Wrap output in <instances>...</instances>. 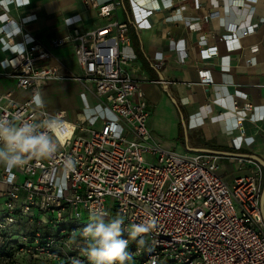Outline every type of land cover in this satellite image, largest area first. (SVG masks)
Instances as JSON below:
<instances>
[{
	"label": "built area",
	"instance_id": "obj_1",
	"mask_svg": "<svg viewBox=\"0 0 264 264\" xmlns=\"http://www.w3.org/2000/svg\"><path fill=\"white\" fill-rule=\"evenodd\" d=\"M82 1L107 19L90 31L74 29L71 37L80 68L73 78L92 84L99 97L96 104L86 105L83 120H70L63 110L51 112L43 104L42 88L60 78L49 64L50 47L22 23L0 26V50L7 53L0 58V77L13 82L0 91V117L36 123L51 115L62 121L55 130L60 144L53 157L29 158L23 167L11 170L0 165V195L7 197L0 206V264H73L74 259L90 264L82 250L83 229L90 222L82 221V211L88 216L105 213L106 220L123 219L122 238L128 240L131 254L125 264H264L262 167L237 158L251 163L252 170L229 183L219 172L222 155L161 147L147 126L149 104L129 69L132 56L124 52L131 40L129 22L114 18L121 1ZM4 3L2 8L22 2ZM128 4L130 22L137 28H148V17L159 8L156 0ZM194 5L199 6L198 0ZM8 20L0 13L2 23ZM256 25L229 24L221 37L226 49L239 48V38L254 32ZM67 39H53L50 46H61ZM217 53V46H205L199 56ZM199 77L200 84L212 80L206 69L199 70ZM18 91H27V97L18 100ZM186 94L195 102L199 99L193 86ZM230 107L239 118L253 109L249 102L240 106L233 101ZM68 158L75 167L66 168ZM20 217L35 222L36 232L32 236L20 228V239L13 240L16 233L10 229ZM138 224L148 225L150 231L133 238L129 233Z\"/></svg>",
	"mask_w": 264,
	"mask_h": 264
},
{
	"label": "crops",
	"instance_id": "obj_2",
	"mask_svg": "<svg viewBox=\"0 0 264 264\" xmlns=\"http://www.w3.org/2000/svg\"><path fill=\"white\" fill-rule=\"evenodd\" d=\"M17 1L22 3H10L2 8L6 3L0 0V13L5 12L9 19L0 21V26L10 28L14 22L22 23L25 31L50 47L49 64L60 76L42 88L44 106L51 112L63 110L70 120L85 119L86 105L92 106L99 101L92 84H88V93L79 91V109L73 114L66 104L50 103L48 87L64 81L81 83L73 79L77 75L74 68L80 70L74 54L75 43L71 39L74 29L90 31L105 24L107 19L99 17L96 9L87 7L82 0ZM120 1L114 18L130 25L131 40L124 52L132 56L129 69L140 81L149 104L147 126L154 140L169 150L177 151L176 147L180 146L179 153L208 149L254 154L264 160V0H198V7L194 0H156L159 8L148 17V28L134 26L130 22L128 0ZM146 2L139 0L140 4ZM211 12L217 15L210 16ZM67 19L76 21L69 24ZM229 24L236 28L257 25L254 32L239 38V48L228 51L221 37L228 32ZM64 37L68 39L63 45L50 46L53 39ZM214 45L217 55L205 59L199 56L203 47ZM66 46L72 54L70 64H63L56 56V52ZM6 54L0 50V58ZM200 69L210 70L212 80L200 84ZM12 86L11 79L0 77V91ZM189 86L194 87L199 98L197 102L186 94ZM27 95V91H18L16 98L23 100ZM233 101L240 106L249 102L253 109L239 118L230 107ZM194 128L199 129L201 142L193 141ZM217 154L223 156L219 172L229 183L235 178H232L233 173L238 177L252 170L251 163H239L237 158L255 161L245 155ZM259 165L264 184V167Z\"/></svg>",
	"mask_w": 264,
	"mask_h": 264
},
{
	"label": "clouds",
	"instance_id": "obj_3",
	"mask_svg": "<svg viewBox=\"0 0 264 264\" xmlns=\"http://www.w3.org/2000/svg\"><path fill=\"white\" fill-rule=\"evenodd\" d=\"M42 106V102H41ZM62 121L56 116H48L40 122L14 118L0 117V165L6 169L23 167L29 158L49 159L57 152L60 144L56 129ZM67 167H75L71 158L65 162ZM105 213H95L84 229L85 237L82 250L88 257L90 264H125L131 258L127 251L128 240L122 238L123 219H105ZM150 228L146 224L133 225L129 235L133 238L142 233H148ZM73 243H76L73 238ZM141 245L146 241L141 238ZM73 264H81L74 259Z\"/></svg>",
	"mask_w": 264,
	"mask_h": 264
},
{
	"label": "rangeland",
	"instance_id": "obj_4",
	"mask_svg": "<svg viewBox=\"0 0 264 264\" xmlns=\"http://www.w3.org/2000/svg\"><path fill=\"white\" fill-rule=\"evenodd\" d=\"M56 56L57 58L63 62V64H70L72 62V54L70 52L69 47H64L60 50H58L56 52ZM74 71L76 74H79V69L78 67L74 68ZM74 79V78H73ZM82 83V82H81ZM78 83L76 81H64V82H56L53 84H50V86L52 87H48V95L50 97V103H55V104H66L69 109V113L73 114V112H77V109H79V101H80V97H79V91L80 90H84L86 93L89 92V82H86V84H81ZM81 96H83V93L80 94ZM51 105V104H50ZM73 107V108H72ZM98 125V123H96V126ZM192 139L193 141L196 142H201V135H200V131L198 128H194L192 129ZM176 150L179 151L180 150V146L176 147ZM174 152H177L174 150H172ZM146 160L149 162H155L156 159L154 157H146ZM231 171V166L228 168ZM233 177H236L237 175H235L233 173ZM227 180V179H226ZM263 184V177H262V182H261V187ZM7 197L5 195H0V206L3 208L5 201H6ZM110 203H111V199L109 197L106 198V206L107 208L110 207ZM36 211V210H35ZM82 215H83V222H92V216H88L84 211H82ZM2 217V210H0V218ZM18 224L12 226V229H10V231L12 233H16L13 235L12 239L13 240H17L20 239V235L17 233L20 228L26 230L28 233H30L32 236L35 234L36 232V228H37V224L31 220H28L25 217H20L18 219ZM80 231V228L77 229V232ZM33 232V233H32ZM131 264H136L134 262H130Z\"/></svg>",
	"mask_w": 264,
	"mask_h": 264
},
{
	"label": "water",
	"instance_id": "obj_5",
	"mask_svg": "<svg viewBox=\"0 0 264 264\" xmlns=\"http://www.w3.org/2000/svg\"><path fill=\"white\" fill-rule=\"evenodd\" d=\"M183 124H185L183 122ZM195 151H200V152H212V153H224V154H234V155H245L253 158L255 161H257L259 164H261L264 167V160H262L260 157L254 154H242V153H233V152H227V151H215V150H208V149H200V150H195ZM260 212H261V217L264 222V184L263 188L261 190L260 194Z\"/></svg>",
	"mask_w": 264,
	"mask_h": 264
},
{
	"label": "bare ground",
	"instance_id": "obj_6",
	"mask_svg": "<svg viewBox=\"0 0 264 264\" xmlns=\"http://www.w3.org/2000/svg\"><path fill=\"white\" fill-rule=\"evenodd\" d=\"M239 138H242V137L239 136ZM235 140H236V138H235ZM240 140H241V139H240ZM240 140L238 141V143L240 142Z\"/></svg>",
	"mask_w": 264,
	"mask_h": 264
},
{
	"label": "flooded vegetation",
	"instance_id": "obj_7",
	"mask_svg": "<svg viewBox=\"0 0 264 264\" xmlns=\"http://www.w3.org/2000/svg\"><path fill=\"white\" fill-rule=\"evenodd\" d=\"M33 233V232H32ZM31 235V234H30Z\"/></svg>",
	"mask_w": 264,
	"mask_h": 264
}]
</instances>
